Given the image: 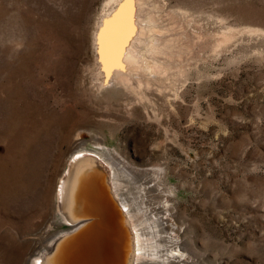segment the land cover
Listing matches in <instances>:
<instances>
[{
  "label": "rangeland",
  "instance_id": "rangeland-1",
  "mask_svg": "<svg viewBox=\"0 0 264 264\" xmlns=\"http://www.w3.org/2000/svg\"><path fill=\"white\" fill-rule=\"evenodd\" d=\"M126 1L0 0V264H45L73 160L104 180L99 153L136 264H264V0H130L162 28L165 69L151 56L154 82L113 84L96 37Z\"/></svg>",
  "mask_w": 264,
  "mask_h": 264
},
{
  "label": "bare ground",
  "instance_id": "bare-ground-1",
  "mask_svg": "<svg viewBox=\"0 0 264 264\" xmlns=\"http://www.w3.org/2000/svg\"><path fill=\"white\" fill-rule=\"evenodd\" d=\"M139 1L135 2L134 11L130 0H127L125 6L122 4L124 7L118 9V6L111 15L117 0H107V3L115 4L105 17L102 16L103 24L100 25L99 32L97 30L96 41L99 44L102 64L115 70V74H109L113 84L115 80L116 84L123 82L125 76L146 84L154 82L157 74L152 75V67H145L146 59L151 56L158 71L163 70V67L165 69V63L163 64L160 57L166 53L162 28L156 24L154 15L148 14L149 9L146 11L143 3ZM146 35L149 38L152 35L153 39L148 38L145 42L143 39ZM116 54L120 59H115ZM90 150L95 155L98 153L93 149L84 151ZM100 154L96 157L104 162L110 173H104V180L102 171L97 170L92 159L81 156L77 162L73 160L74 166L69 172L71 176L67 178V194L63 197L67 201L65 212L70 214L69 219L64 215L63 218L69 226L63 227L55 235V239L49 242L50 247L47 249L50 255L45 264H136L139 225L122 196L118 183V166L116 165L117 171L114 172L109 165L110 160ZM56 216L60 223L64 222L57 212ZM72 218L76 222H70Z\"/></svg>",
  "mask_w": 264,
  "mask_h": 264
}]
</instances>
